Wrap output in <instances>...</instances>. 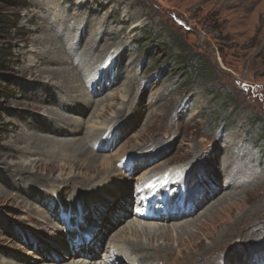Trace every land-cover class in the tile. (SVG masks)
<instances>
[{
    "label": "rangeland",
    "instance_id": "rangeland-1",
    "mask_svg": "<svg viewBox=\"0 0 264 264\" xmlns=\"http://www.w3.org/2000/svg\"><path fill=\"white\" fill-rule=\"evenodd\" d=\"M49 33L53 38L46 46L57 49V52L44 60L40 51L46 49L40 41L33 40ZM144 34L156 35L158 41L146 42L140 48L138 42ZM171 34L177 36L176 41L180 45L172 42ZM62 40L66 44L64 49ZM74 44L77 50L73 55L82 68L98 67V71L86 76L85 80L93 82V88L104 89L96 91L88 88L93 104L82 112L65 110L66 114L83 121L82 129L60 137L81 138L85 133H97L104 128L100 142L88 145L87 151L100 152L108 159L121 158L117 165L122 173L120 182L124 183L127 179L132 189L142 184L155 164L166 160L161 165L178 166L189 157L198 159L203 157L202 153L213 154V150L218 151L214 154L215 160L224 159V167L230 164L237 166L243 175L244 182L240 183L242 189L239 190L242 192L227 200L226 224L195 232V225L204 219L199 214L206 209L197 207L194 214L186 217L187 221L194 222L184 227V231L165 230L154 235L150 248L156 249L165 259L163 263H157L151 258L152 262L194 264L204 257L212 264H237L234 257L238 251L234 250L233 254L231 250L236 249L239 239L254 241L251 249L262 251L264 242L258 243L257 237L264 236V148L260 153L262 143L259 148L253 145L264 139L260 136L261 132L264 135V0H0V192L3 193L0 194V264L6 261L18 264L15 258L31 260L32 264H52L51 259L54 255L58 256L54 252L58 251L57 246L61 241H69V230H65L64 226L71 224L70 217H63L59 222L53 217L58 214L57 206L70 201L76 192L85 190L75 183L87 184L99 178L91 179L98 168L87 165V153L77 158L72 167L65 158L68 153L73 155L72 151L58 153V149L55 151L49 146L51 142L27 144L18 139L24 132L31 136H46L34 123L43 109L46 114H51L48 110L50 103L44 101L50 91H59L58 86L75 88L73 92L58 93L60 100L67 103L71 95L81 97L84 92L81 83L69 88L61 78L47 77L45 72L40 75L36 69L34 73L25 71L29 64L41 68L45 64L53 68L68 66V62L63 61L68 60L65 52L69 45ZM168 45H171L172 57L161 54V51L166 52ZM194 54L202 59V69L197 76L195 72L176 69L178 64L175 62L179 56ZM55 56L62 57V61L53 63ZM103 77L107 78L105 86H102ZM123 108L129 110L126 116L121 111ZM94 111L97 114H93ZM119 113L118 118L123 119L111 121ZM175 132L179 134L175 136ZM154 136L176 137V140L159 152L152 150L148 156L146 143H143ZM109 138L107 148L100 150ZM111 142L113 144L109 147ZM54 152L59 154L58 158ZM124 157L127 160H122ZM37 160L44 163L50 161L55 165L63 161L66 167L61 171L53 164L35 169L28 165V168L31 167L29 171L22 170V162L34 164ZM129 163L139 164L130 171ZM253 171L257 175V178L253 175L255 180L250 179ZM72 175L71 180L69 177ZM132 175L141 177L140 181L136 183ZM152 184V181L148 182L145 188L153 189ZM31 185L42 188L48 198L26 196L25 193L31 192ZM209 187V190L215 189L212 185ZM198 189L193 186L194 191ZM184 190L179 189L178 194ZM168 193L175 194L172 188ZM141 195L146 196V193L124 195L129 201V207L123 205L124 213L115 208L112 209L114 214L109 209L104 217L103 210H90L89 215L97 217L102 224V237L93 249L97 256L91 259L92 255L79 252L78 246L76 256L72 251L73 257L63 259V262L71 264L73 260L87 258L102 262L110 245L125 247L128 242L136 244L135 236L126 234L116 239L115 233L128 226L127 222L133 221V210L140 206ZM209 196L212 201L221 197L220 193L215 196L209 193ZM72 202L77 207L78 200ZM34 207L42 209L46 215L53 213L50 219H54L59 227L55 234L44 231L46 238L41 243L38 242L39 234L32 235L30 232L32 228L42 232L40 221L32 218L37 217ZM118 218L122 220L120 223L116 222ZM177 220L186 222L185 219ZM155 222L157 227L166 225L163 221ZM253 224L255 226L250 230ZM221 226L226 231L237 227L238 232L217 239V233L223 229ZM248 231L253 233L250 238L244 239ZM188 234L198 235L192 249L183 244ZM28 235L32 236V243L23 240ZM240 235L242 237L238 238ZM137 240L147 243L144 235ZM38 243L44 251L37 250L35 245ZM47 251L50 252L46 256ZM58 252L59 257L65 254L62 250ZM125 253L134 257L128 251Z\"/></svg>",
    "mask_w": 264,
    "mask_h": 264
},
{
    "label": "bare ground",
    "instance_id": "bare-ground-1",
    "mask_svg": "<svg viewBox=\"0 0 264 264\" xmlns=\"http://www.w3.org/2000/svg\"><path fill=\"white\" fill-rule=\"evenodd\" d=\"M53 27L55 29H58L55 26ZM51 38H53V35L49 33L47 35H44L42 38L37 37L33 40L36 42L40 41L41 44L43 45V48L46 49L44 51L43 50L40 51L41 58L44 60L47 59V57H49L50 54H54L57 52V49H51L46 46L47 43L50 42ZM62 42L64 44V47H63L64 49L66 44H65V41L62 40ZM62 46L63 45L61 44L59 47L61 48ZM75 50H77V48L74 44L73 46L69 45V48H67V51L65 52L66 54L65 58H67L68 60L66 61L65 59L63 61H65L66 63L68 62L67 64L68 66H62V67L59 66V67L53 68V67H49V64H45L44 61L43 63L45 65L42 68L41 66L40 67L36 66V64H29V66H26L25 71L29 73H34V69H36L40 75L45 72L47 74V77L61 78L63 81V84L66 85V87L73 88V87H76L78 83L79 84L81 83L85 89L81 97L71 95L68 98V103L66 101L64 102L60 100L58 93L73 92L75 88L64 89L58 86V89H60L59 91H54V92L50 91L49 97H47L46 99L44 98L42 99H44V101H46L47 103L48 102L50 103L51 107L48 110L51 111V114H46L43 109V113L38 119L35 120L36 123H34V125L39 127V129L46 136H38V134H32L31 136L30 133L24 132L23 134L18 136V139H23V142L27 144L35 143L36 141H41L45 144L51 142L49 146H52L55 151L58 149V151H60V152L57 151L58 153H66V151H72L73 155H70L71 153L70 154L68 153L65 155V158L68 159L69 162H71L72 167L75 166L74 161L77 158H82L84 156V153H87L89 155V160L87 162V165L98 168L97 174L94 175L91 179L95 180L97 177L99 178L95 181H90L87 184L81 185L80 183H75L76 185L78 184L77 186H80L81 188L84 187L85 190H80V192L78 191L79 194L78 192L73 194L70 201L65 202V203H60L57 206L58 214L56 213V215H53V213H50L49 214L50 216L46 215L42 209H37L36 207H34V210H35L34 212L37 213L36 215L37 217L32 216V218L34 219L37 218L38 221H40V224H41L40 228L42 232L35 230L34 228H32L30 232L32 235L39 234L38 236L39 243L44 242L46 238L44 231H48V232H51L52 234H55L59 230L57 222H59V220L62 219L63 217H66V218L70 217L71 224L64 226L65 230H69L67 234V239L69 241L65 243L60 240L61 244L57 246L58 251L62 250L65 254L60 255L62 257H59V252L54 251L56 252V254H58V256L54 255L52 259L51 258L49 259L53 261L52 264H69V263L63 262V259L72 258L73 257V254H71L72 251L74 252V256H76L77 254L76 248L78 246L80 247L79 252H82L87 255H92L93 258L91 259H94L95 258L94 256L95 255L97 256V253H95L93 249L94 247H97V242H99L98 241L99 238L102 237L100 234V228L102 224H101V221L97 219V217L90 216L89 211L93 209H101L104 212V217L106 215V212L109 209L112 210L116 208L118 209V211H120V213H124L123 211L125 210H123L124 209L123 205H127L129 207V201H127L126 199L127 197H125L124 195L137 194L138 192L140 193L143 191L144 193H146V196H143V195L140 196V199H139L140 206L136 207L133 210V214H134L133 221L127 222L128 226L126 225V227H122L115 233L116 239H118L117 237L121 238L123 235L131 234L135 236L137 243L133 245L132 243L128 242L125 247L122 245H110L107 248L108 255L106 258L104 259L102 258V262L100 260H93V261L88 260L87 258V259H82L80 261L73 260L71 264H154L151 258L157 261V263H163V259H165L164 256H161L162 254L159 253L156 249L150 248V245H149V243L151 242L150 240L154 238V235L158 233V231H165V230L184 231L185 230L184 227H187L188 225H190L191 223L193 224L194 222L191 220L187 221L186 217H189L188 215L194 214L197 211L196 210L197 207L198 208L204 207L203 210L205 208L206 209L199 214V216H204V219L202 220L201 223L198 222L195 225L194 227L195 232L199 233L200 231H204L203 229L207 230L210 228H214L217 225L218 226L222 225L221 223L226 224V218L224 216L228 212L226 209L229 204L227 200L231 199L232 197L235 198V196H239L238 194L242 192L239 190L242 189V187L240 186V183L244 182L243 175L240 173V170L237 166H233L230 163H229L230 164L229 166L224 167V164H225L224 159L215 160L214 154L217 153L218 151L213 150L212 151L213 154L208 153L204 155V153H202L203 157H199L198 159L194 158V156H192L191 158L189 157L188 159L183 160L182 163H180V165L178 166L176 165L169 166L170 164L161 165L166 160L161 163L155 164L147 172V176L142 180V184H140L138 188L132 189L131 182L128 181L127 179L124 181V183H121L120 179H122L121 178L122 173H121V170L117 168V165L121 162V158L120 159L111 158L112 159V163H111V159L104 157L102 154H100V152H94L91 149L87 151L88 145L91 146V144L93 143L100 142V139L103 133H105L104 128H101V130L98 131L97 133H94V132L90 134L85 133L84 136L81 138L79 137L65 138V137L59 136L63 134H75L76 132L78 133V130L80 131L82 129L81 122L83 121L77 117H73V116L66 114L65 110L75 109V111H78V112H82L83 110H85L87 107L93 104V101L89 97L90 95H89L88 88L96 89V88H93L95 84L93 82L88 83L85 80V77L93 73H96V70L98 71V67L94 66L93 68H91L87 66V68H82L76 56L73 55V52ZM62 59H63L62 57L55 56L53 57V63H59L62 61ZM70 69L75 73L70 71ZM76 72L77 73L79 72L78 73L79 79L76 78V75H75L77 74ZM102 80H103L102 86H105L107 78L103 77ZM116 81L117 80H115L114 83H116ZM100 89L103 90L104 88L102 87V88L96 89V91H100ZM158 100L160 101L161 99L159 98ZM138 104L141 105V103H138ZM121 111L126 116V113L129 110L126 108H123ZM94 113L95 111L93 112V114ZM127 114H129V112ZM34 115L36 114L34 113ZM49 115L51 117H49ZM119 115L120 113L118 115H115V117L111 121L114 122L115 119L117 120L123 119V117L118 118ZM127 116H131V115H127ZM187 121L188 120H186V123ZM60 123H64V125H61ZM176 134H179V132H175V136ZM171 135L172 134H170V136ZM110 136H112V134H110ZM75 138L81 139V141L76 140ZM110 139L111 138H109V140L105 142L104 145L98 148L100 150L105 149V147L107 148V143L110 141ZM175 140H176V137L174 139H169V137L168 138H155L154 136L150 140L143 143V144L146 143L145 147L147 148V150H145V152H147L148 156H150L152 154L151 152L152 150L155 149L156 152L157 151L159 152V150H162L165 147L172 145L175 142ZM112 144L113 143L111 142L109 147H111ZM61 147L64 150L63 149L60 150ZM176 150H177V144L175 145V152ZM58 153H57V158L59 157ZM126 158L127 157H124L122 160H127ZM33 160L35 161L36 159H33ZM38 160L37 162H34V164L33 163L28 164V163L22 162L23 168H24L22 170L29 171L31 167L28 168L27 167L28 165L32 166V168L35 169L36 167H40L41 165L46 166L47 164H53L54 166H58L59 169H61V171L64 167H66L63 161L62 163L55 165V163H49L50 161L44 163V162H38ZM136 164H139V163H132V164L129 163L128 164L129 168H132L130 169V171L133 170V166ZM159 165L161 166L159 167ZM43 168H46V167H43ZM254 171H253V174L250 173V179L252 180H255L254 176L257 178V175L255 173L256 171L255 172ZM60 175L62 174L60 173ZM73 176L74 175L69 177V179L73 178ZM59 178L60 176H58V179ZM140 178L141 177H138V175L137 176L132 175V180H135L136 183L140 181ZM151 181L153 182L152 184L153 189L147 190L145 188V185ZM210 185L214 186L215 189L209 190L211 189L209 187ZM193 186H196L199 189L197 191H194ZM86 188H89V189L86 190ZM169 188L170 189L172 188L175 194L171 196L170 201L165 206H164V202H161V205H160L159 203H160L161 196L163 195V193H166L167 191H169ZM29 189L31 190V192H28L25 194L26 196L28 195V197L32 199L37 196H41V195H42L41 198H43L44 200L48 198L47 197L48 194H43L45 191L42 188H38V187H35V185H31ZM179 189H185V190L184 192L178 194ZM228 192H234V193L227 194ZM245 192L249 193V190H246ZM251 192H254V191H251ZM209 193H211V196H215L217 193H220L221 197L218 196L217 201H214V200L212 201V198L209 196ZM0 194L2 195L3 193L0 192ZM168 196L169 194H167V197ZM248 196H250V194ZM183 198H185L184 202H183ZM236 198L238 199V197ZM247 198L248 197H246V200ZM62 199L65 200L66 198H62ZM186 199H189L191 203L186 204ZM75 200H78L77 207L74 206L72 202ZM152 201H154L153 205H151ZM156 204H157V207L155 210L153 209V212L151 215L149 210H151L150 208L152 207L155 208ZM231 205L233 206V204ZM147 206L148 208H146V212H145L144 208ZM46 208H48V206H46ZM112 212L116 214L114 210H112ZM52 215L57 220L56 223L53 222L54 219H50ZM177 219H185L186 222H179V220ZM50 220L53 223H51ZM117 220L118 221L116 222H119V223L122 221L120 218H118ZM173 220H177V221L174 222ZM155 221H163L165 222L164 224L166 225L162 224V225H158L157 227L156 225L157 223ZM254 224L250 226V230L253 229V226H255ZM220 228H223V227L221 226ZM247 229L249 228L247 227ZM237 232H238L237 227L229 231H226L224 228L222 230L220 229V231L217 233V239L227 238L228 236L237 234ZM251 232L252 231H248L247 233H245L244 239L250 238ZM115 235L113 238H115ZM142 235L146 237L147 243H141L139 242V240H137V238L141 237ZM197 236L198 235L188 234L187 239L183 241V244L186 246V248H191L194 245V241L197 238ZM240 237H242V235L238 236V238ZM257 238L259 239L258 243L259 242L261 243L262 240L264 242V236L263 238L262 236H259ZM31 239H32V236L28 235L23 240L29 243H32ZM246 241H248V239ZM253 242L254 241H251V242L244 241L243 242L240 239L237 240L236 249L234 248L232 250L230 249L232 252L234 250H236L235 252L238 251L237 255L234 257L236 259V261L234 260V262H236L237 264H257L259 262L261 264L264 263V246L262 248V251L255 252L250 247V245L253 244ZM39 243L38 245H35V247L37 248L38 251H44L45 249L42 246H40ZM160 249H163V248H160ZM50 251L46 252V256L47 254H49ZM125 251L130 252V254H133L134 257L127 256ZM15 260H16L15 262L18 264H32L33 263V261L31 260H25V259L21 260L18 258H15ZM4 264H12V263L6 261L4 262ZM194 264H212V263L209 262V260L204 259L203 257L197 262H195ZM227 264H230V263H227Z\"/></svg>",
    "mask_w": 264,
    "mask_h": 264
},
{
    "label": "trees",
    "instance_id": "trees-1",
    "mask_svg": "<svg viewBox=\"0 0 264 264\" xmlns=\"http://www.w3.org/2000/svg\"><path fill=\"white\" fill-rule=\"evenodd\" d=\"M68 1H70V0H68ZM177 36H172V34H171V39H172V42L173 43H175L176 45H180L177 41H176V38ZM7 37H3L2 39H6ZM157 38V36L156 35H151V34H146V36H145V34H144V37L142 38V40L140 41V42H138L139 44H138V47H140V48H142L143 46H144V44L146 43V42H149V41H151V42H157L158 40L156 39ZM155 46H157V44H155ZM171 45L169 46L168 45V47L166 46V52H164V51H161V54H165V56L167 57V56H169V57H172L171 55ZM162 50H164L163 48H162ZM182 50H183V48H182ZM161 56V55H160ZM180 58V59H179ZM179 58H178V61L177 62H175V63H177L178 65H176V69L177 70H179V69H185V71H189L190 73H193V72H195V75L197 76L199 73L198 72H200L201 71V63H202V59L199 57V56H195V54L194 55H191V56H189V57H186V56H184V55H181V56H179ZM166 73V72H165ZM207 73V72H206ZM167 74V73H166ZM263 130H264V128H263ZM262 134H260V136H261V139L262 138H264V135H263V132H261ZM257 139V138H256ZM259 141V140H258ZM260 142L262 143V145L264 146V139H262V141L260 140L259 142H257V145L256 144H254L253 146L255 147H260L261 146V144H260ZM263 146H261V148H260V153H262V151H263Z\"/></svg>",
    "mask_w": 264,
    "mask_h": 264
}]
</instances>
